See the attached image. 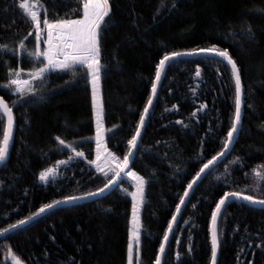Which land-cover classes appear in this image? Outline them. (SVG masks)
<instances>
[{"label": "trees", "instance_id": "16d2710c", "mask_svg": "<svg viewBox=\"0 0 264 264\" xmlns=\"http://www.w3.org/2000/svg\"><path fill=\"white\" fill-rule=\"evenodd\" d=\"M39 2L49 20L82 14L77 0ZM109 2L108 25L99 36L98 90L105 146L121 159L151 93L155 64L164 52L214 44L227 48L240 69L244 108L236 142L191 192L162 263L210 264L211 210L216 200L224 191L254 183L251 169L264 165V0ZM44 15L41 11V27ZM249 25L252 35L244 31ZM22 38L28 49L34 47L35 31L19 0H0V44L7 45L0 49V81L8 79L9 67L31 69L39 67L37 60L42 62L23 50L13 51ZM163 76L130 166L145 177L138 209L141 264H154L179 196L200 164L222 147L234 112L231 66L222 59L178 58ZM34 86L37 93L19 100L16 93L0 86V95L15 116L14 140L7 162L0 166V228L35 212L43 203L92 192L111 178L88 163L95 158L97 141L86 67L76 66L75 74L68 69L49 70ZM201 103L204 109L199 108ZM6 123L0 114V137ZM56 136L83 150L84 157L58 145ZM61 159L67 163L55 165ZM50 164L56 166L57 174L41 181L39 171ZM134 190L123 178L101 197L59 206L3 234L0 264H14L9 249L24 264H127ZM251 194L264 195V188ZM219 219L217 264H264V207L232 200ZM177 252L183 254L179 261ZM133 264H137L135 258Z\"/></svg>", "mask_w": 264, "mask_h": 264}, {"label": "snow or ice", "instance_id": "6c2138e0", "mask_svg": "<svg viewBox=\"0 0 264 264\" xmlns=\"http://www.w3.org/2000/svg\"><path fill=\"white\" fill-rule=\"evenodd\" d=\"M79 10L82 14H78L75 18H58L49 20L47 18V11L42 7L39 0H19V7L22 9L23 14L30 20L35 31V44L32 49H28L25 40L22 38L18 41L13 51L20 53L21 50L26 52L33 58H42L39 62V67L31 69H22L20 67L7 69L8 79L0 81V86L10 90L12 93L17 94V100L28 94L37 93V88L34 86L36 82L42 81L44 75L49 70H72L75 74L76 66L86 67V74L90 77L92 84V105L93 112L96 119V133L95 138L97 141L96 158L88 161L89 164L94 165L96 172H100L107 176L111 174V178L102 187L94 189L92 192H80L76 195H66L60 199H53L49 203H43L36 208L35 212L24 216L22 219L10 223L7 228H0V233H7L9 230L16 229L18 226L26 223L38 214L43 213L45 210L62 203L64 201L78 199L100 193L108 189L110 185L118 181V177L127 176L132 179L135 185V190L131 192L133 199V227L129 229V243L127 246V264H133L135 258L137 264L140 261V244H141V222L137 212L139 204L144 198V185L145 177L138 172L129 169V161L133 149L137 145L138 137L141 133V127L145 121L146 114L149 111L153 96L157 92V85L160 80L162 71L166 67V63L174 60L176 57L182 55H196V54H210L222 58L228 65L231 66V75L234 80V112L231 117L230 126L227 128L226 136L222 138V147L210 159L200 164L199 170L187 182L184 187L183 194L179 196V202L175 205V211L172 212L171 219L167 222V228L163 233V238L160 239L159 250L155 255L154 264H161V254L165 250V242L169 237V230L173 227V222L177 217V213L181 210V205L184 203L185 198L189 195L190 189L194 186V182L200 177L213 163L220 157L225 150L231 146V142L235 137V133L241 125L242 117V82L240 69L237 62L230 55L227 48H219L217 45L208 47H196L191 49H184L181 51H166L160 57L159 62L155 64L154 77L151 80V93L148 96L147 102L143 110L140 112L139 121L136 123L135 131L127 140V151L121 159L115 153L111 152L106 146L101 152V141L103 139L104 127L102 124V108L99 103L98 97V83L100 80L101 72V48L99 36L101 29L108 25V16L110 15L111 5L109 0H77ZM163 3V0H161ZM44 11L43 27H41L40 12ZM159 11V8L157 9ZM32 29L29 30L31 33ZM249 35H252L251 26L249 25L244 29ZM7 48L6 44H0V49ZM27 73L26 77L24 73ZM195 75H200V68L197 66ZM195 89H193V92ZM15 103V101H14ZM173 108L177 105L173 104ZM200 109L205 108V104L199 105ZM0 114L7 117V123L3 127L2 137H0V161H5L9 151L10 139L13 131V113L12 107L3 97H0ZM197 110H193L192 115H196ZM182 123V121H177ZM58 145H66L67 148L76 157H84L83 150H77L73 145L60 136H56ZM71 158V157H70ZM239 157L235 158L238 162ZM67 163L66 160H57L55 165H62ZM57 174V168L54 165H48L39 171L38 177L41 181L46 180L49 176L54 177ZM251 174L256 178L252 184L244 185L241 190L224 191L219 199L215 202V207L211 210V223H210V239H211V264H217L218 253V229L217 218L221 213L222 207L226 205L228 200L232 197L242 199L253 204L264 205V195L251 194L264 188V165H258L251 169ZM247 175V174H246ZM228 181L225 180V184ZM133 242H135V249ZM190 251V249H189ZM8 255L12 258L14 264H24L20 257L16 256L11 249L8 250ZM183 254L177 252L176 258L179 261ZM251 264V262H249Z\"/></svg>", "mask_w": 264, "mask_h": 264}, {"label": "water", "instance_id": "95a60500", "mask_svg": "<svg viewBox=\"0 0 264 264\" xmlns=\"http://www.w3.org/2000/svg\"><path fill=\"white\" fill-rule=\"evenodd\" d=\"M207 55H208V56H212V57H216V58H220V57H218V56H214V55H210V54H204V53H201V54H196V55H182V56L176 57L175 59H178V58H185V57L196 58V57L207 56ZM230 55H231V54H230ZM175 59H174V60H175ZM220 59H222V58H220ZM174 60H170V61H168V62L166 63V67H165V69L162 71V74H161L160 80H159L158 85H157V92H156V94L153 96V100H152L151 105H149V111H148V113L146 114L145 121L143 122V125H142V127H141V133H140V135H139V137H138L137 145H136V147L133 149V153L131 154V159H130V161H129V169H128V170L131 169L130 166H131V163H132V161H133V159H134L135 151H136V149H137V147H138V143H139V141H140V139H141V137H142V135H143L144 127H145V125H146V123H147L146 120H147V118H148V116H149V114H150V112H151V108H152V106H153V104H154V101H155L156 95H157L158 90H159V85H160L161 81H162L163 78H164L163 75H164L166 69L168 68L169 64L172 63ZM222 60H223V59H222ZM223 61H224V60H223ZM225 62H226V61H225ZM240 75H241V73H240ZM241 82H242V81H241ZM0 97H3V96L0 95ZM4 100H5V99H4ZM243 100H244V95H243V84H242V115H243V108H244V106H243ZM5 101H6V100H5ZM12 113H13V111H12ZM5 117H6V116H5ZM6 119H7V117H6ZM242 119H243V117H241V123H242ZM14 125H15V116H14V114H13V131H12V135H11V139H10L9 151H8V154H7V158H6V160H5V161H0V166L4 165V164L7 162V159H8L9 153H10V148H11V145H12L13 140H14V139H13L14 131H15V127H14ZM240 127H241V125H240ZM240 127H239V129L237 130V132L235 133V137H234V139H233L232 142H231V146H230L227 150H225V152H224L220 157L217 158V160L213 163V165H211V166H210V167H209V168H208V169H207V170H206V171H205L200 177L197 178V181L194 182V186L190 189V191H189V195L185 198L184 203L181 205V210H180V212L177 213V217H176L175 221L173 222V227H172V229L169 230V237H168L167 241L165 242V250H164V252L161 254V257H162V258H161V264L163 263V260H164V257H165V252H166V250H167V248H168V245H169V242H170L171 236H172V234H173V230H174L175 226H176L177 223H178V220H179V218H180V216H181V213H182V211H183V207H184V205H185V204L187 203V201L189 200V196L191 195V192L195 189L196 185L201 181V179L205 176V174H206L209 170H211L212 167L218 165L219 162H221V161L223 160V158H225V157L231 152V149L233 148V145H234L235 142H236V138H237V136H238V134H239V132H240ZM123 178L127 179V176H121V177H118V181H117V182H114L112 185H110V186L108 187L107 190L102 191V192H100V193H96V194H94V195H90V196H86V197H81V198H78V199H73V200L64 201V202H62V203H59V204H57V205H54L53 207H51V208L45 210L43 213L38 214V215L35 216L34 218L30 219V220L27 221L26 223H24V224L18 226V228H19V227H22V226H25V224H28V223H30V222H32V221H35L37 218H39V217H41V216H44L45 214H47V212H49L50 210L56 209V208H58L59 206H67V205H69V204L80 203V202H83V201H91V199H95V198L101 197L102 195L107 194V193H109L110 191H112V189H113L116 185H118V184L123 180ZM236 199H237V198L232 197L230 200H228V202H230V201H232V200H236ZM238 200L243 201V202H245V203H250V202H248V201H244V200H242V199H238ZM228 202H227V203H228ZM227 203H226V204H227ZM250 204L253 205V206H256V207H258V206H260V207H264V205H262V204H253V203H250ZM224 210H225V206L222 207L221 213L218 215V218H217V229H218V225H219V221H220L219 218H220V216H221V214L223 213ZM16 229H17V228H16ZM14 230H15V229L9 230L7 233L12 232V231H14ZM3 234H6V233H0V236H3ZM218 241H219V230H218ZM219 247H220V241H219V243H218V251H219ZM218 255H219V252L217 253V258H218ZM210 264H211V263H210Z\"/></svg>", "mask_w": 264, "mask_h": 264}, {"label": "rangeland", "instance_id": "374dc122", "mask_svg": "<svg viewBox=\"0 0 264 264\" xmlns=\"http://www.w3.org/2000/svg\"><path fill=\"white\" fill-rule=\"evenodd\" d=\"M100 96V93H99V90H98V97ZM100 103V102H99ZM101 144H102V147H101V152H103V148H104V146H105V141H104V138L102 139V141H101ZM96 148H95V155H94V157L96 158V151H97V143H96ZM95 158H93V159H95ZM92 159V160H93ZM127 179L132 183V185L134 186V189H135V185H134V182L132 181V179L130 178V177H127ZM138 209H139V206H138ZM138 209H137V212H138V214H139V211H138ZM134 243V245H135V242H133ZM11 260H12V258H11ZM13 261V260H12Z\"/></svg>", "mask_w": 264, "mask_h": 264}, {"label": "built area", "instance_id": "2783aa9c", "mask_svg": "<svg viewBox=\"0 0 264 264\" xmlns=\"http://www.w3.org/2000/svg\"><path fill=\"white\" fill-rule=\"evenodd\" d=\"M102 124L104 125L103 121H102Z\"/></svg>", "mask_w": 264, "mask_h": 264}]
</instances>
